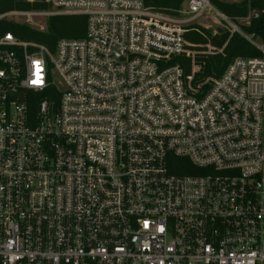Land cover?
Wrapping results in <instances>:
<instances>
[{
  "label": "built area",
  "instance_id": "1",
  "mask_svg": "<svg viewBox=\"0 0 264 264\" xmlns=\"http://www.w3.org/2000/svg\"><path fill=\"white\" fill-rule=\"evenodd\" d=\"M18 1L47 9L0 24L85 32L50 50L0 28V264H264V10ZM233 35L257 56L198 80Z\"/></svg>",
  "mask_w": 264,
  "mask_h": 264
},
{
  "label": "trees",
  "instance_id": "2",
  "mask_svg": "<svg viewBox=\"0 0 264 264\" xmlns=\"http://www.w3.org/2000/svg\"><path fill=\"white\" fill-rule=\"evenodd\" d=\"M145 6L152 7L157 10L172 12L178 10L184 0H141ZM211 4L222 14L228 18L234 19L245 15L248 9L264 10V0H242L239 3L228 4L223 1L211 0ZM43 5L35 6L19 2L18 0H0V13L12 11L30 12L34 10H46ZM0 28L4 32H11L17 38L23 41H34L50 50H53L57 41L60 39H81L85 32V19L82 16H53L46 21V28L43 32H37L29 28L27 25H16L12 23L2 22ZM190 29H195L191 27ZM202 34L190 30L187 35L188 40L192 42L205 43L204 36H209V32L202 31ZM247 33H256L260 38L264 39V15L258 20L253 21L246 29ZM228 39L227 34H223L213 39V44L221 47ZM257 52L240 37L233 35L229 38L226 47L221 55L203 60L200 73L197 75L198 80L207 77H218L225 70L227 65L237 57H254ZM185 165L188 162H183ZM188 174L189 171H183L180 174Z\"/></svg>",
  "mask_w": 264,
  "mask_h": 264
},
{
  "label": "rangeland",
  "instance_id": "3",
  "mask_svg": "<svg viewBox=\"0 0 264 264\" xmlns=\"http://www.w3.org/2000/svg\"><path fill=\"white\" fill-rule=\"evenodd\" d=\"M216 1H217V0H216ZM218 1H223V2L228 3V4H234V3H239V2H241L242 0H218ZM21 3H22V2H21ZM185 3H186V0H184V1L182 2L181 6H180V8H179L178 10H174V11H172V14H173V13L176 14V12L178 13V11L183 10V9H184V6H185ZM24 4H25V3H24ZM33 5H35V6H40L39 4H33ZM43 6H45V5H43ZM45 7H46V6H45ZM34 11H42V10H34ZM47 11H49V9H48ZM21 12H23V11H21ZM219 12H220V11H219ZM168 13H170V12H168ZM0 14H1V13H0ZM47 19H48V18H45V19H42V18H39V17L34 18V20H33V24L30 25V26H28V27L31 28V29L34 30V31H37V32H43V31L45 30V28H46V21H47ZM230 19H231V18H230ZM233 21H234V19H233ZM19 22L21 23V24H19V25H26V24L23 23V20H22V19L19 20ZM38 26H39V27L42 26V27H43V30L40 31L39 28H38ZM207 31H211V29H208ZM205 42H207V41H205ZM54 48H55V47H54ZM216 56H217V55H216ZM213 57H215V56H213ZM213 57H209V58H213ZM51 74H52V76H51L52 81H53V83H54V85H55L57 91H58V92H62V87H61V82H60V80H59V79L53 74V72H52ZM56 98H58V96H56Z\"/></svg>",
  "mask_w": 264,
  "mask_h": 264
}]
</instances>
